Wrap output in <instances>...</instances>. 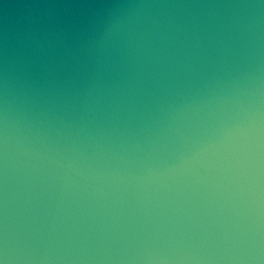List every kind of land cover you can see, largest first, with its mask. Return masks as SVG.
<instances>
[{
  "label": "water",
  "instance_id": "95a60500",
  "mask_svg": "<svg viewBox=\"0 0 264 264\" xmlns=\"http://www.w3.org/2000/svg\"><path fill=\"white\" fill-rule=\"evenodd\" d=\"M0 264H264V0H0Z\"/></svg>",
  "mask_w": 264,
  "mask_h": 264
}]
</instances>
